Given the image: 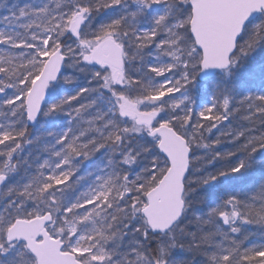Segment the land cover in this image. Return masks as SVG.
<instances>
[{
	"label": "trees",
	"instance_id": "16d2710c",
	"mask_svg": "<svg viewBox=\"0 0 264 264\" xmlns=\"http://www.w3.org/2000/svg\"><path fill=\"white\" fill-rule=\"evenodd\" d=\"M62 1L15 0L0 4V8L11 13L13 20L14 6L21 14L29 7H34L37 15L43 14L41 19L47 23L36 26L53 31L47 44L49 53L78 38L68 26L76 18L84 23L87 20L96 36L113 30L117 39L118 30L125 35L132 32L137 42L134 47L142 50L143 57L136 59L117 84L111 74H103L102 70H110L108 67L94 66L85 59L86 45L77 39L80 50L85 51L78 57L80 65L71 69L67 58L53 98L45 104L39 121L28 125L25 102L22 122L11 113L5 121L11 129L7 131L8 142L0 141V172L8 175L11 194L17 196L23 216L51 210L56 218L68 217L78 225V234L84 233L87 242L91 240V257L103 258L90 264H160L165 233L155 234L148 227L146 237L140 234L132 238L129 211L135 198L145 200L147 192L161 180L167 161L148 128L124 118L119 103L127 99L138 105L127 90L130 74H137L132 79L146 97L162 93L157 82L155 86L153 81H146L152 61L148 63V52L154 48L160 53L163 36L167 35L162 33L165 27L156 23L161 5L154 4L158 13L150 30L152 38L142 46L140 30L133 31L119 19L108 18V13L114 16L135 0H72L65 5ZM141 1L147 5L151 0ZM172 1L180 4L181 0ZM254 22L248 24L239 42L232 67L217 73L212 79L215 84L207 90L215 105L225 97L232 99L228 109L218 104V112L213 114L227 127L228 135L220 139L217 155L203 163V175L214 178L210 186L191 182V172L188 175L186 211L171 229L176 232L177 246H166L165 264H264V30L261 23L259 28L255 26L256 35L248 33ZM188 36L193 42L189 32ZM196 52L191 79L202 92L203 83L198 79L202 57ZM46 58L39 63L35 77ZM186 68L192 71L189 64ZM32 82H26L28 90ZM181 83V89H191L193 95L191 84ZM111 99L114 106L109 103ZM181 126L175 127L181 131ZM0 198H4L1 193ZM1 202L0 212L10 213L11 224L15 212L7 206L10 201ZM26 203H30L27 208ZM142 206L141 199L136 210L143 218ZM88 218L92 223L82 224V219ZM81 259L86 262L85 255Z\"/></svg>",
	"mask_w": 264,
	"mask_h": 264
},
{
	"label": "rangeland",
	"instance_id": "374dc122",
	"mask_svg": "<svg viewBox=\"0 0 264 264\" xmlns=\"http://www.w3.org/2000/svg\"><path fill=\"white\" fill-rule=\"evenodd\" d=\"M8 1L15 0H0V4H7ZM70 1L72 0H63L62 2H65V5L70 3ZM31 2L33 3L34 0H31ZM146 3L148 4L145 5L141 0H135L131 3V6L125 5L120 10H117L116 13L114 12V16L108 13V18L115 19V22L119 19L126 26L133 29V31L136 30L138 32L140 30L139 33L144 35L142 37L144 39L142 46H147V43L152 38L150 30L151 27H154V19L158 12V15H161V17L157 19L156 23L162 24L165 27L162 33L167 34L163 36V44L158 49L160 53H157V50L154 51V48L148 52V63L150 60L152 61L148 66L149 72L147 73L146 81H153L155 86L157 82L159 91L162 93L152 98L146 97L142 93V90L140 91L139 87L134 84L135 81L132 79V76L136 78L137 74H130L127 77L129 96L144 111L150 112L154 110L159 112L161 114L158 120L159 123H167L174 127L179 126V124L182 125V134L188 138L189 143L194 148L190 181L195 183L206 182L207 186L205 187H208L214 181V178L203 175L205 171L203 163L210 156L214 157L217 155L216 152L220 148L218 145L220 139L228 135L226 133L227 127L221 126V121H219V118H213V114L218 112V104H222L224 109H228L232 99L225 97L221 102L217 101L215 105L211 96L207 94V90L215 84V80L204 83L202 85L204 90L199 92L191 79V74L195 70L193 67L196 65L197 48L194 45V41L192 42L188 36L191 19L188 0H181L180 4H174L172 0H151ZM154 4H157V6L161 5L158 12H156L157 8ZM64 5L62 4V6ZM149 5L151 7H148ZM170 7L172 9L169 12ZM148 8H151V10L147 11ZM11 10L14 11V20L11 19V13L4 12L0 8V88L5 91L0 99L1 142L2 140L8 142L7 131L11 129V126L5 121L11 117L10 113L14 114L15 119L19 123L22 122L21 109L22 104L26 100L25 95L28 92L26 82H32L36 78L33 74L38 70L42 58L51 54L47 51V44L48 40L52 38L53 32L49 27L40 28L36 26V23L43 25L44 22H47L41 19L43 14H40L41 16L37 15L34 7L25 9L23 14L16 11L18 10L16 6L12 7ZM165 12L168 14L163 16ZM61 21H59L60 24ZM72 21L68 22L69 27ZM84 21L85 23L80 22L73 28V32L76 33L78 38L64 48V52L69 60L67 62L68 67L70 66L71 69H75V67L80 65L78 57L82 56L85 51H87L86 54H89V49L94 48L103 38H106V36L114 37L115 35V31L112 30L104 35L96 36V31L92 29L91 24L87 20ZM254 21L255 24L251 26V29L248 28V33L256 35L258 29L255 26L259 28L261 23L264 24V14L258 16ZM62 24L65 26V23L62 22ZM104 25L105 23L103 22L100 26L103 27ZM106 28L108 27L106 26ZM131 33L125 35L119 30L116 32L117 39L126 49L128 72L131 66L135 65L136 59H139L143 55L141 49L134 47L137 42L130 35ZM77 39L81 40L84 46L86 45L85 51L80 50L78 46L79 40ZM188 64L192 67V73L186 68ZM109 71L108 69L102 70L104 75H110L111 72ZM179 82H182L183 86L191 84L190 87L194 90L193 95L191 94V89L190 91L188 89H181ZM154 89L156 90L155 87ZM51 94L53 95L54 93ZM125 100L127 101V99ZM109 103L112 106L115 105L112 99ZM214 107L215 109L212 112ZM5 185L1 193L4 198H0V200L2 202L10 201L7 203L9 210L13 209L17 217H25L22 215L23 210L20 209V203L17 202V196L11 194L12 188L9 187L8 182ZM141 199L143 203L141 209L147 204L146 197L145 200L143 198H135L132 204V211H129V228L131 231L129 234L132 238H136L140 234L146 237L149 227L146 219L144 217L143 219L136 210L140 206ZM29 204L26 203L25 207L30 206ZM9 215V212H0V264H36V259L26 249L25 244H9L5 239L7 227L10 225V222H8ZM3 218L5 221H1ZM91 223L92 220L89 218L82 219V224L84 225H90ZM52 232L56 236L61 234L64 237L67 241L66 247L68 250L76 252L79 257L85 255L86 264L93 263L94 260L103 259L102 257L98 259L91 257V240L87 242V237L84 233L83 235L78 234V225L74 221H70L68 217L55 218ZM174 233L176 232L170 229L162 236L160 264H165L166 246L171 249L177 246V242H175L176 235ZM28 255L31 257H28Z\"/></svg>",
	"mask_w": 264,
	"mask_h": 264
},
{
	"label": "water",
	"instance_id": "95a60500",
	"mask_svg": "<svg viewBox=\"0 0 264 264\" xmlns=\"http://www.w3.org/2000/svg\"><path fill=\"white\" fill-rule=\"evenodd\" d=\"M192 8L191 35L202 52L199 79L206 81L216 73L227 70L237 51L238 41L248 23L264 13V0H189ZM95 65H110L122 71L125 65L124 49L112 37H106L90 56ZM66 55L56 49L44 62L39 75L32 82L25 100L26 119L34 126L51 99V90L62 76ZM0 88V99L4 95ZM124 117H133L139 123L153 126L155 114L124 108ZM151 135L161 138L159 149L167 156L169 169L146 194L148 200L142 213L155 234L165 233L175 227L185 213V183L190 170L192 148L187 139L167 124L153 128ZM6 175H0V190ZM51 212L34 218H17L8 227L6 239L9 244L24 243L37 260V264H85L75 252L66 250L63 237H55L50 230L53 222ZM49 226V227H48Z\"/></svg>",
	"mask_w": 264,
	"mask_h": 264
},
{
	"label": "bare ground",
	"instance_id": "6f19581e",
	"mask_svg": "<svg viewBox=\"0 0 264 264\" xmlns=\"http://www.w3.org/2000/svg\"><path fill=\"white\" fill-rule=\"evenodd\" d=\"M188 3H189V0H188ZM189 7H190V10H191V12H192V8H191V6H190V3H189ZM191 14V13H190ZM261 15V14H260ZM260 15H258V16H260ZM257 16V17H258ZM257 17L255 18V19H253V20H251L250 21V23L252 22V21H254V20H256L257 19ZM191 19H192V14H191ZM191 19H190V21H191ZM78 23H80V21L78 20V19H73V21H72V23H71V25H70V30H72V31H74L73 30V28H74V26L76 25V24H78ZM250 23H248V24H250ZM189 25H190V22H189ZM248 26V25H247ZM247 28V27H246ZM246 30V29H245ZM263 30H264V24H263ZM245 32V31H244ZM243 32V33H244ZM189 34H190V36L192 37V39H193V41H194V45H195V39H194V36L193 35H191V27L189 26ZM245 34V33H244ZM244 34L242 35V37L244 36ZM106 37H112V36H106ZM242 37L240 38V40L242 39ZM112 38H114V37H112ZM106 38H103V40H105ZM103 40H101V41H103ZM240 40L238 41V48H237V51H236V53L234 54V56H233V58H232V63L234 62V59H235V57L237 56V52H238V50H239V42H240ZM100 41V42H101ZM99 42V43H100ZM119 43H120V41H118ZM98 43V44H99ZM97 44V45H98ZM121 45H122V43H120ZM96 45V46H97ZM95 46V47H96ZM196 46V45H195ZM94 47V48H95ZM122 47H123V49H124V60H125V65H124V68H123V70L122 71H117L116 69H114L113 67H111L110 65H106L105 67H108L109 69H110V72H111V78H112V80L114 81V82H117V84H119L120 82H122L124 79V77H125V75H126V73L128 72L127 71V64H128V60L126 59V49H125V47L122 45ZM58 48H61L62 50H64L62 47H58ZM58 48H56V49H58ZM94 48H91V49H89V54H87V56H85V59L87 60V61H89V62H91L94 66H98V65H95L94 63H93V61H91V59H90V56H91V53H92V50L94 49ZM196 48H197V50L200 52V54H201V57H202V52L200 51V49L196 46ZM56 49H54L53 51H55ZM152 49V48H151ZM151 49H150V51H151ZM53 51H52V53H53ZM51 53V54H52ZM50 54V55H51ZM50 55H48L47 56V58L50 56ZM142 57H143V55H142ZM47 58L45 59V61L47 60ZM202 59H203V57L201 58V61H200V63H199V68H200V66H201V62H202ZM98 67H103V66H98ZM200 71H201V68L199 69V71H198V79H199V73H200ZM223 71H225V70H223ZM220 72H222V71H220ZM219 73V72H218ZM217 74V73H216ZM216 76V75H215ZM214 76V77H215ZM213 79V77H211L210 79H208V80H206V81H202L201 79H199L203 84L204 83H206V82H208V81H211ZM129 108L130 110L132 109H135L136 111H138V112H142V111H144L143 110V108L142 107H140L139 105H137V104H134L132 101L131 102H127V101H120V103H119V110H120V113L122 114V112H123V109L124 108ZM145 112V111H144ZM148 113H154L155 114V119H154V123H153V126H147V128H148V130H149V135H151V132H152V130H153V128H155V127H158V126H161V125H164V124H167V123H164V124H162V123H159L158 122V120L160 119V117H161V114L159 113V112H157V111H150V112H148ZM29 125V124H28ZM167 125H169L170 127H172L174 130H176L177 131V133L178 134H180L182 137H184L185 139H187V141H188V144L191 146V148H192V152H191V161H190V170H189V172H188V175H189V173L190 172H192V163H193V153H194V148H193V146L189 143V140H188V138L184 135V134H182V130L181 131H179V130H177L176 129V127H174L173 125H170V124H167ZM31 126V125H30ZM182 127V126H181ZM151 137L153 138V139H155V141H156V143H157V145L159 144V142H160V140H161V138L160 137H158V136H152L151 135ZM158 148H159V145H158ZM159 151H160V149H159ZM160 153H161V155L162 156H164L163 154H162V152L160 151ZM164 158H165V160L167 161V170L169 169V162H168V158H167V156H164ZM166 170V171H167ZM3 174H5L4 172L3 173H1L0 172V175H3ZM166 174V172L164 173V175ZM6 175V178H5V180H4V186L2 187V189L0 190V193H2V191L4 190V187L6 186L5 184H6V182H7V179H8V175L7 174H5ZM163 175V176H164ZM188 175H187V178H188ZM162 176V177H163ZM161 177V180L163 179ZM160 180V181H161ZM159 181V182H160ZM158 182V183H159ZM186 182H187V180H186ZM157 183V184H158ZM185 187H186V183H185ZM185 199V198H184ZM185 202H186V199H185ZM142 210V209H141ZM49 212H51V214L53 215V217H54V219H53V222L48 226L49 228H50V230H51V232H52V225L54 224V222H55V218H56V215L51 211V210H48L47 212H45V213H38V214H35V215H33V216H31V217H17L16 216V218L12 221V223H14L15 222V220L17 219V218H24V219H27V218H34V217H36V216H38V215H44V214H46V213H49ZM12 223L10 224V225H12ZM150 228V227H149ZM151 229V228H150ZM52 234L55 236V237H63V236H56L53 232H52ZM63 239H64V237H63ZM64 241L67 243V241L64 239Z\"/></svg>",
	"mask_w": 264,
	"mask_h": 264
}]
</instances>
